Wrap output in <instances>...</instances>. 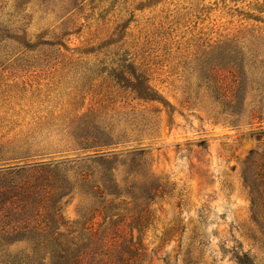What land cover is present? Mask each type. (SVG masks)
<instances>
[{
	"label": "rangeland",
	"instance_id": "obj_1",
	"mask_svg": "<svg viewBox=\"0 0 264 264\" xmlns=\"http://www.w3.org/2000/svg\"><path fill=\"white\" fill-rule=\"evenodd\" d=\"M60 7L0 0V228L9 225L0 233V262L58 260L38 249L43 234L49 247L54 230L66 236L88 226V209L102 205L88 188L110 178L138 198V211L150 212L145 264H185L190 249L197 264L255 255L241 163L264 149V134L255 135L264 131V106L252 121L249 94L240 113L223 114L205 92L196 94L185 63L204 42L264 38V0H85L68 14ZM122 44L121 60L143 64L141 77L126 80L109 103L98 80L115 70L111 52ZM249 79L256 81L252 71ZM22 169L23 184L10 174ZM41 172L58 177L34 182ZM152 180L166 182L169 194L146 200ZM31 187L39 196L17 202L18 190ZM17 205L39 212L35 219L27 213V230L16 222ZM56 214L61 224L53 223ZM197 237L205 239L203 253Z\"/></svg>",
	"mask_w": 264,
	"mask_h": 264
},
{
	"label": "trees",
	"instance_id": "obj_2",
	"mask_svg": "<svg viewBox=\"0 0 264 264\" xmlns=\"http://www.w3.org/2000/svg\"><path fill=\"white\" fill-rule=\"evenodd\" d=\"M13 1L20 7L32 1L46 7L59 4L60 9L68 14L69 7L81 5L85 0ZM250 39L247 41L240 37L239 39L237 37L232 39L225 37L220 39L213 47L204 42L197 48L192 62L185 63V66H187L185 71L188 74V80H194L196 90L199 91L196 94L198 95L202 91L205 92L206 96L217 105V108L223 114L235 116L240 113L239 106L245 102L246 95L250 94L251 110L249 116L252 121H260L262 118L259 116V110L264 106V68L257 61V58L259 57V46H262L259 43H264V38L252 35ZM123 47H125L124 44L117 45L112 49L111 54L118 60L116 68L110 71L103 80H98L100 81L98 88L106 84L109 90V93H107L109 103H111L113 96L120 95L121 97L126 80L133 81L141 77L137 72L141 71L143 64L138 63L135 58L121 60V54H124ZM219 71L224 73L222 78L217 75ZM251 71L256 77L255 82H250ZM188 85L189 82H187ZM129 114L133 116L136 112L132 109ZM260 134H264V131H257L255 135ZM105 161L100 160L97 164L112 172L113 163L106 164ZM34 171L38 170L34 169ZM10 174L21 184L29 178L24 169L19 170V173L13 171ZM57 177L58 175L55 172H41L39 176L33 175L32 179L34 182H38L49 178L56 179ZM82 178L85 180L83 175H81ZM241 179L250 199L251 219L254 227L252 238L255 241L254 247L257 252L252 255L248 251L240 254L241 258L239 257V260L237 257L235 258L239 264H264V149L261 152H251L242 161ZM106 181L108 182L105 184L88 188L89 199L92 201L94 199L99 200L102 204L101 206L95 204V207L88 209L91 210L88 226L85 223L82 225L80 232L71 231L66 236L59 234L58 230H54L50 234L52 245L49 247H45L43 234L44 239L40 244L44 247L38 249L44 251L46 249L50 254H57L59 256L58 260L47 263L45 259L35 261L13 257V260L1 261L0 264H145L148 257V247L144 245V233L149 226L150 212L145 206L138 211L140 208L136 203L138 198L129 190L123 193L118 191L117 183H115L116 179L110 178ZM151 182L153 187L150 189V195L146 197V200L152 201L158 196L162 197L169 194L166 182L160 180H152ZM32 188L19 189L16 197L17 202L39 196L38 191L31 190ZM122 197L129 198L130 202L122 199ZM121 206L124 208H121ZM17 209V214L21 215L16 222L23 226V230L28 229L29 221L24 219L28 212H30L29 216L32 219L39 217V212L35 206L28 209L26 206L17 205ZM54 209L59 213L60 207H54ZM59 214L52 218L54 224H61L62 217ZM104 225H107V233L99 237L100 229ZM7 227L9 225L0 228V233H7ZM15 228L12 227L10 230L15 231ZM135 232L137 233L136 236ZM22 238H26V235L24 234ZM194 243H197L198 249L203 253L206 247L204 237H197ZM33 251L36 253L34 249ZM190 253L191 249L188 252L189 258L184 261L185 264H197V260L190 258Z\"/></svg>",
	"mask_w": 264,
	"mask_h": 264
}]
</instances>
